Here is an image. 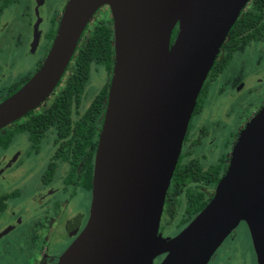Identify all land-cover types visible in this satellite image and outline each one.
Listing matches in <instances>:
<instances>
[{
    "label": "water",
    "instance_id": "obj_1",
    "mask_svg": "<svg viewBox=\"0 0 264 264\" xmlns=\"http://www.w3.org/2000/svg\"><path fill=\"white\" fill-rule=\"evenodd\" d=\"M249 0H67L34 75L0 102V129L52 92L96 11L113 21L114 62L88 220L56 264H207L242 221L264 264V105L235 141L206 206L159 233L165 195L200 89ZM176 35L172 41V33Z\"/></svg>",
    "mask_w": 264,
    "mask_h": 264
},
{
    "label": "flooded vegetation",
    "instance_id": "obj_2",
    "mask_svg": "<svg viewBox=\"0 0 264 264\" xmlns=\"http://www.w3.org/2000/svg\"><path fill=\"white\" fill-rule=\"evenodd\" d=\"M252 1L249 0L246 7ZM19 4L20 0H0V39H2L0 42V102L23 86L41 67L53 43L59 18L65 6L56 14L51 29L44 31L41 29L43 18L40 12L45 6L46 0H31V5H27V2H23L22 6ZM14 7L17 8L13 14L6 15V12ZM99 11L101 18L92 19L88 25L104 19L113 33V21L109 8L103 6L96 13ZM20 18L27 21L26 26L29 28V34H24L23 30L25 29L21 27L15 28L16 25L19 26L17 22ZM88 25L84 31L89 30ZM260 33L257 38L237 47L230 54L229 59H227L229 54L225 55V51L220 48L200 89L165 195L158 231L166 239L178 234L210 201L219 179L228 167L232 147L240 131L264 105V96L255 107L251 104L252 107L244 120L239 121V124L234 128L235 132L233 131L231 134L229 132L230 138L228 140L224 138L220 143H217L215 133L223 128L234 126L241 114L240 111L248 104V101L242 99L241 95L253 87L246 88V80L242 76L235 79L232 75V80L224 81V87H226L224 91L229 100L232 99L235 102L236 114L233 109L225 107L223 102L214 106L215 110H207L206 113L203 105V99L207 97L210 87L215 85L217 88L215 83L222 79L223 74L230 71L229 66L236 52L251 44H255L254 49L257 54L264 51L263 30ZM8 39L13 45L16 44V48L25 47L24 56L27 57L26 59H32V63L30 61L29 65L33 67L31 71L27 70L29 75L26 71L24 75L12 78V81H6V79L8 74L12 73L9 69H12L16 74L15 67H10L11 64L15 66L16 63L8 61L7 54L9 52L3 51L5 48L3 42ZM82 39L85 40L84 37ZM260 58V55H256L255 62L259 63ZM95 64L97 63L91 64L87 76L83 78L81 91L78 98L75 97L71 112L67 109L60 110L53 104V101L63 93V87L75 71L69 61L54 89L43 102L0 129V182L4 184V187H8L7 190L0 192V264H56L59 256L79 235L88 220L95 153L104 112L102 118L98 117L96 122L91 113L88 112L86 118L83 115L103 87H107L103 100L106 107L113 67L112 64L110 71L105 68L106 81L101 87L94 88L96 84L90 80V73L96 71ZM27 66H23L21 63L18 67L24 69ZM254 80L255 83H258L260 79L255 77ZM219 91L222 90L219 89ZM55 104L60 106L59 103L55 102ZM195 114L200 116V121L191 125L192 117ZM201 118L206 119L207 122H201ZM81 120L85 124L77 125ZM94 125H97L95 136L92 134L93 127L95 129ZM15 140L16 142H14ZM45 149L47 151H44ZM38 169H40L38 181L36 185H31L32 190L25 191L24 197L27 198V203L22 206L19 204L20 194L25 189L21 187L24 184H30V179ZM215 178H217V182L213 185ZM82 191L86 192L87 199L85 200H81ZM66 194L67 196L63 198L62 195ZM36 205L44 211L43 220L46 224L41 226V231L45 234L44 237H47L49 232L57 236L54 247L47 245L38 253L31 250L36 241L32 234V228L22 235L16 233L26 224V221H32L31 215L35 212ZM173 222L177 224L174 229L170 227ZM240 226L245 227L249 234L257 264L251 234L244 221L240 222L226 236L213 252L207 264H234L239 260L240 253L237 247L226 250L225 243L232 239L233 233ZM222 248L225 249L221 252ZM165 255L162 254L155 258L153 264H159ZM20 257L21 260H19Z\"/></svg>",
    "mask_w": 264,
    "mask_h": 264
},
{
    "label": "rangeland",
    "instance_id": "obj_3",
    "mask_svg": "<svg viewBox=\"0 0 264 264\" xmlns=\"http://www.w3.org/2000/svg\"><path fill=\"white\" fill-rule=\"evenodd\" d=\"M23 2H27V5H31V0H20V4L19 6H22ZM66 0H46V4L43 7V9H41V17L43 18V23L41 25V29H43L44 31H46L47 29H51V26H53V20L56 17V14L58 12L61 11L62 7L65 5ZM17 7H14L10 10H8L6 12L7 14H13V12L16 10ZM100 11L95 13L93 16V19H97V18H101L100 17ZM12 18V17H10ZM104 18V17H102ZM27 21L26 20H22L21 18L19 19V22H17L18 25L15 26V28H23L25 30L24 34H29V28H27ZM264 32V29H263ZM2 41V39H0V42ZM26 44V42H25ZM24 44V46H25ZM3 45L5 46L4 48V52L7 51L9 52L7 55V59L8 61H10L11 63H16L15 66H13L12 64L10 65V67H15V71L16 74H14L15 72L12 69H9L12 73L8 74V78L6 79V81H12V78L16 77L18 78V76L20 75H24L26 73V71H31L33 69V67L31 65H29L30 61L32 63V59H26L27 57L24 56V52L23 50L25 49L22 47H17L16 48V44L13 45V43L11 42V40H7L5 42H3ZM254 45L255 44H251L245 48H242L239 52H236L233 59H232V63L229 66L230 71L228 73L223 74L222 79H220L218 82H216L215 84L217 85V88L215 87V85H212L210 87V90L207 94V97L203 99V105H204V112L206 113L207 110L210 111L212 109L215 110L214 106H216L217 104L223 102L225 104V107L231 108L234 110V113L237 111L235 102L226 96V92L224 91V81L227 80H232L233 76L235 77V79L237 77H243L246 81H245V86L246 88H250L253 87L251 90L245 91L243 95H241L242 99H245L246 101H248V104H246V107L242 109V111H240V116L237 118L234 126H229V128H223L221 131L216 132L215 134L217 135V143H220L224 138L225 139H229L230 138V134L234 131V128L237 126V124H239V121L242 122L244 120V117L247 115V113L249 112L250 107H252V105L255 107L256 104H258L260 102V100L263 98L264 96V51L262 53H256L255 49H254ZM263 46H264V42H263ZM1 50V49H0ZM1 51V52H3ZM256 55H260V64L258 62H255L256 59ZM3 60H6L4 58H2ZM245 61V62H242ZM23 64V66H27V68H20L18 67L19 64ZM30 63V64H31ZM96 67V71L90 73V80H93L94 83L96 84V86L94 88L97 87H101V85L106 81V73H105V67L103 64L98 63L95 64ZM27 71V72H28ZM241 72V73H240ZM230 74V75H229ZM27 75H29V72L27 73ZM232 76V77H231ZM258 76V77H257ZM258 78L260 80H258V83H255L254 78ZM5 81V82H6ZM219 89H221L222 91H219ZM93 90V89H92ZM246 90V89H245ZM251 101V102H250ZM253 102V103H252ZM252 104V105H251ZM236 114V113H235ZM200 116H197L196 114L193 115L192 117V123L191 125L196 124L198 121H200ZM203 121V123H206V119L201 118V122ZM236 130V129H235ZM230 132V134H228ZM235 132V131H234ZM219 138V140H218ZM16 142V140L14 141ZM207 149V147H205ZM220 149V148H217ZM44 151H47V149H45ZM218 152V151H216ZM59 169V168H58ZM61 169V168H60ZM59 169V170H60ZM40 169H38L36 171V173L33 175V177L30 179V184H24L23 190L20 194V200H19V204H21L22 206H24L27 203V198L24 197L25 196V191L26 190H32L33 187L31 185H36L37 183V177H38V172ZM30 185V186H29ZM8 187H4V184H2V182H0V192L7 190ZM85 191L81 192V200H85L87 199L86 195H85ZM63 198H65L67 196L66 195H62ZM26 198V199H25ZM76 204V203H74ZM38 205V204H37ZM36 205L35 207V212L32 213L31 215V220L32 221H26V224L23 225L16 233L18 235H22L27 233V231H29L30 228H32V234L34 236V238L36 239V241L34 242L31 250L34 251L35 253L39 252L40 250H42L44 247H46L47 245H49L50 247H54L56 245V235L47 233V237H44L45 234L41 231V226L45 223V221L43 220V215H44V211L38 207ZM72 206V203H71ZM82 209V208H79ZM1 218V217H0ZM175 222V221H174ZM173 224L170 226L172 229L176 228L177 224ZM46 224V223H45ZM49 231V230H48ZM59 243V242H58ZM65 243V242H64ZM226 244V250H229L232 247H237L238 251H239V260H237L234 264H256V260L254 258V251L253 248L251 246V240L249 237V234L247 233V230L245 229V227L240 226V228L238 230H236L233 233V237L230 241H227ZM62 245V244H60ZM225 248L221 249V252L224 251ZM19 260H21V257L19 258ZM17 260V261H19Z\"/></svg>",
    "mask_w": 264,
    "mask_h": 264
},
{
    "label": "trees",
    "instance_id": "obj_4",
    "mask_svg": "<svg viewBox=\"0 0 264 264\" xmlns=\"http://www.w3.org/2000/svg\"><path fill=\"white\" fill-rule=\"evenodd\" d=\"M247 6V5H246ZM244 7L239 16L230 28L226 39L224 40L221 49L230 54L239 46L246 44L257 38L260 32L264 29V0H253L248 7ZM89 30H85L78 41L77 47L71 57L70 65L75 69L69 81L63 87V93L53 101L54 106L60 110L67 109L69 112L75 103V97L81 91V83L84 77L89 72V67L93 63H101L110 71L113 64V33L104 19L93 22L88 25ZM176 35V28L172 33V41ZM85 38V40L82 39ZM83 73V76H82ZM107 87H103L102 91L94 98L90 106L86 109L87 112L83 117H87V113H91L95 119L103 115L105 104L103 102L106 96ZM56 103H59L58 106ZM54 109V108H52ZM82 117V118H83ZM81 120L77 125H84ZM92 134L95 136L96 126L94 125ZM85 140V139H84ZM217 182V178L213 180V185Z\"/></svg>",
    "mask_w": 264,
    "mask_h": 264
}]
</instances>
